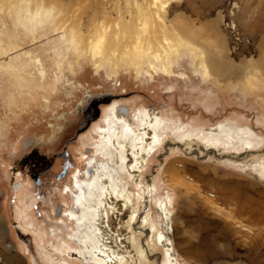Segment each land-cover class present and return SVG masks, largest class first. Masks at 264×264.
<instances>
[{"label":"rangeland","instance_id":"374dc122","mask_svg":"<svg viewBox=\"0 0 264 264\" xmlns=\"http://www.w3.org/2000/svg\"><path fill=\"white\" fill-rule=\"evenodd\" d=\"M59 1L86 48L50 31L63 13L26 29L8 12L16 0H0L11 48L0 53V264H97L68 213L76 177L111 164L101 145L112 106L134 136L117 127L113 166L126 168L135 223L166 234L172 262L264 264V0ZM161 17L169 56L155 39ZM207 56L238 75L206 78ZM138 142L151 148L129 174ZM170 196L171 228L159 204ZM152 251L137 264H165V247Z\"/></svg>","mask_w":264,"mask_h":264},{"label":"bare ground","instance_id":"6f19581e","mask_svg":"<svg viewBox=\"0 0 264 264\" xmlns=\"http://www.w3.org/2000/svg\"><path fill=\"white\" fill-rule=\"evenodd\" d=\"M1 7L2 6H0V8ZM71 10V6L61 3L59 0H16V2L11 6L9 5L8 8L10 15L12 14V16H18L25 20V24L23 25L26 29H28L29 26L35 27L38 24H47L48 26L51 24L54 11L55 13H61V15L63 13L62 16H57L55 23L50 25V31L60 34V38H64L66 43L69 42L67 46L72 44L73 47L76 48L81 44V47L86 48L84 35L80 33L76 24H69L67 22L69 19L67 15ZM160 19H162V22L158 25L159 35L158 37H155V39L161 42V48H163L164 52H167L166 54L169 56L170 52L166 51V48L163 45V43L170 40L167 35L168 26L164 22V18L161 17ZM107 34L109 35V33ZM139 43H141V41L138 42V44ZM188 43L192 44L191 41ZM9 50H11V48L4 47L0 42V53L4 54ZM144 50L146 51L145 48ZM191 52L194 59L197 58L196 54L193 51ZM119 60V58H116L115 64H118ZM170 60L171 59L168 61ZM205 61L210 64V67H208L207 65H204L206 64L204 62L201 66L203 69H201V71L204 72L206 78L211 75L230 77L237 72L231 71L230 68L218 59L213 60L207 56L205 57ZM111 62V58L107 56L104 60L100 61L99 65L103 63L110 64ZM164 66L167 67L166 64ZM237 75L238 74H236V76ZM122 109L126 111L125 108ZM109 113V121L105 134L107 141H104L101 145V149L106 157H110L111 164L110 162L102 164L101 170L98 171L97 175L90 181L81 183L76 177L77 189L75 196L73 197L76 210H70L68 213V216L74 219V222L76 223L77 231L74 236L78 238L84 250H86L84 254H90L92 257L95 256L97 264H137L139 257L146 259L147 256L153 255L152 250L158 244L165 247V264H170L173 261L172 248L169 247L171 244L169 243L166 234H164L163 231H160L155 224H152V228L148 229L145 225H137L135 223V215L133 214L135 208L134 202L129 195V188H126L124 184H122L119 177L120 174L118 175L120 171L119 169L124 171L126 168H121V163H118V166H113V153L107 146L108 144L113 145V143H115L113 140L119 137L116 136L118 126H120V137L123 140L128 134L131 135V138L128 139L129 141L134 139L133 128L125 122L126 120H118L114 106L111 107ZM154 122L157 124L155 118L150 119L146 123L147 126L151 124L154 127ZM223 130H226V128L218 130L217 133H222ZM148 134H153V132H148ZM207 134L204 136V138H207V140H204L207 147L215 146L216 143L214 139H218V136L216 133L210 135ZM149 140L153 143L158 141L154 134ZM136 146L139 148L135 150V154L139 155V159L132 160L131 162H134V164H131V162L127 164L129 174H133L135 167L138 169V164L146 162L145 157L148 152L147 149L151 148L150 144L143 148L144 146L140 142H138ZM144 151L145 153H143ZM140 152L142 154H140ZM130 169H133V171ZM159 204L161 208L162 223H166V225L171 228V211L169 206H173V198L170 196L167 202ZM147 222L148 219L146 218L145 223Z\"/></svg>","mask_w":264,"mask_h":264},{"label":"water","instance_id":"95a60500","mask_svg":"<svg viewBox=\"0 0 264 264\" xmlns=\"http://www.w3.org/2000/svg\"><path fill=\"white\" fill-rule=\"evenodd\" d=\"M97 111V110H96ZM91 117H93V116H91ZM91 117H89V118H91Z\"/></svg>","mask_w":264,"mask_h":264}]
</instances>
